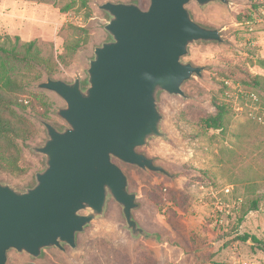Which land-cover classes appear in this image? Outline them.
Instances as JSON below:
<instances>
[{
  "label": "rangeland",
  "instance_id": "rangeland-1",
  "mask_svg": "<svg viewBox=\"0 0 264 264\" xmlns=\"http://www.w3.org/2000/svg\"><path fill=\"white\" fill-rule=\"evenodd\" d=\"M106 2L133 3L146 10L149 0H0V46L23 55L34 44L39 63L27 64L0 52V75L24 88L20 97L33 134L22 143L21 175L0 170V183L24 192L45 169V157L33 151L47 140L41 121L62 131L57 115L65 107L53 92L37 85L47 79L87 87L94 50L111 40L104 27ZM186 5L192 20L217 29L222 42H195L183 63L202 68L181 90L185 98L158 92L161 137L149 138L139 152L168 176L114 160L137 196L133 219L148 237L133 236L121 207L111 198L102 216L76 236V247L43 249L32 258L10 250L7 264H264L251 242L264 240V17L244 0ZM74 47H76L74 49ZM225 107L219 130L202 120ZM258 201L257 211L248 212ZM89 211L81 212L88 214Z\"/></svg>",
  "mask_w": 264,
  "mask_h": 264
},
{
  "label": "water",
  "instance_id": "water-1",
  "mask_svg": "<svg viewBox=\"0 0 264 264\" xmlns=\"http://www.w3.org/2000/svg\"><path fill=\"white\" fill-rule=\"evenodd\" d=\"M229 0H149L146 10L133 3L106 2L104 27L111 40L96 47L81 81L47 79L37 87L65 103L57 115L62 131L41 121L47 140L33 148L45 157V169L24 192L0 183V264L15 250L32 258L43 249L76 247V236L103 215L111 198L122 209L133 236L148 237L133 219L138 207L128 179L114 160L144 171L168 173L138 149L161 137L158 92L185 98L182 85L202 68L183 63L195 42H222L217 29L194 22L186 9ZM89 211L84 215L81 212Z\"/></svg>",
  "mask_w": 264,
  "mask_h": 264
},
{
  "label": "trees",
  "instance_id": "trees-1",
  "mask_svg": "<svg viewBox=\"0 0 264 264\" xmlns=\"http://www.w3.org/2000/svg\"><path fill=\"white\" fill-rule=\"evenodd\" d=\"M76 47H74L75 49ZM0 52L8 54L15 59L24 61L27 64L39 63L41 60L38 57L34 44L29 43L26 52L23 55H15L0 46ZM23 86L18 84L10 77L0 75V170L7 171L11 174L21 175L23 168L20 166L22 160V150L19 142L28 141L32 134V126L21 113L25 112L27 107L24 106L20 97L23 95ZM214 114L208 115L202 120L206 128L219 130L222 128L226 110L225 107L217 103L213 104ZM258 201L250 202L247 210L244 212L241 219L246 213L257 211ZM238 241L241 243L251 242L256 249L264 257V240L258 239L254 235L243 234L238 236Z\"/></svg>",
  "mask_w": 264,
  "mask_h": 264
},
{
  "label": "built area",
  "instance_id": "built-area-1",
  "mask_svg": "<svg viewBox=\"0 0 264 264\" xmlns=\"http://www.w3.org/2000/svg\"><path fill=\"white\" fill-rule=\"evenodd\" d=\"M250 12L259 13L264 17V0H244Z\"/></svg>",
  "mask_w": 264,
  "mask_h": 264
}]
</instances>
